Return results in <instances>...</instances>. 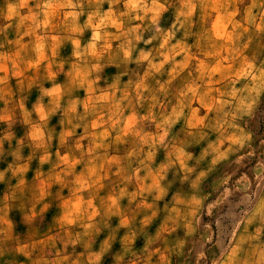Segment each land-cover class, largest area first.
Segmentation results:
<instances>
[{
    "label": "rangeland",
    "instance_id": "374dc122",
    "mask_svg": "<svg viewBox=\"0 0 264 264\" xmlns=\"http://www.w3.org/2000/svg\"><path fill=\"white\" fill-rule=\"evenodd\" d=\"M7 1L0 0V45H13L16 31L61 34L47 54L58 63L46 70L59 72L52 80L88 77L95 93L122 66L139 82L125 90L141 112L126 136L131 147L121 174L110 170L105 182L117 192L111 209L121 213L98 224L97 238L108 232L114 244L76 264H246L247 254H261L264 92L251 108V70L225 64L264 60V0H31L29 15L17 18L32 27H5ZM10 217L17 228L31 221ZM62 263L71 262L27 264Z\"/></svg>",
    "mask_w": 264,
    "mask_h": 264
},
{
    "label": "crops",
    "instance_id": "0c3cea01",
    "mask_svg": "<svg viewBox=\"0 0 264 264\" xmlns=\"http://www.w3.org/2000/svg\"><path fill=\"white\" fill-rule=\"evenodd\" d=\"M4 9L5 27L29 25L17 17L29 15L31 0H8ZM18 33L11 34L15 35L13 45H0V185L6 183L0 190V264H27L29 259H61L69 264L98 260L114 244L108 232L97 238L98 224L108 221L106 216L111 213H121L111 209L109 203L118 199L117 192L105 182L110 170L121 174L126 150L131 147L126 145V136L141 112L125 90L139 82L125 78L122 66L113 69L95 93L88 77L52 80L59 72L46 70L58 63L47 62V54L54 52L52 42L61 34L48 35L53 39L47 41L45 31L35 29V34L25 38H18ZM225 66L251 70L249 76L254 80L247 100L254 108L264 92V60ZM43 70L41 79L29 75ZM39 84L29 100L27 95ZM79 86L85 92L76 95L73 91ZM47 189L49 193L43 194ZM13 213L29 215L31 221L17 228L10 217ZM42 214L51 215L47 223L40 221ZM247 255L246 264L248 259L249 264H264V248L261 254ZM16 256L15 261L8 258Z\"/></svg>",
    "mask_w": 264,
    "mask_h": 264
}]
</instances>
